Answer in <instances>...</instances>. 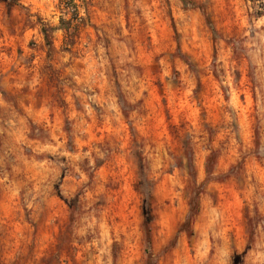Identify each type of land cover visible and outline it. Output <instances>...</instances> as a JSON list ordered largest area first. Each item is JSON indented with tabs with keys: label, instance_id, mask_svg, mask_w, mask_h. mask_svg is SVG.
Returning <instances> with one entry per match:
<instances>
[{
	"label": "rangeland",
	"instance_id": "obj_1",
	"mask_svg": "<svg viewBox=\"0 0 264 264\" xmlns=\"http://www.w3.org/2000/svg\"><path fill=\"white\" fill-rule=\"evenodd\" d=\"M260 34L264 0H0V264H264ZM110 35L147 86L136 107L152 137L175 155L159 187L141 178L143 151L131 171L116 148L133 137V109L113 120L90 102L88 114L70 91L73 72L95 62L94 45L107 49ZM93 93L104 84L83 95ZM81 113L86 131L72 135ZM73 163L95 182V223L81 219L83 192L65 195ZM45 167L58 182L30 209L24 189L13 196L6 185L31 187ZM209 206L222 213L223 238L202 234Z\"/></svg>",
	"mask_w": 264,
	"mask_h": 264
},
{
	"label": "clouds",
	"instance_id": "obj_2",
	"mask_svg": "<svg viewBox=\"0 0 264 264\" xmlns=\"http://www.w3.org/2000/svg\"><path fill=\"white\" fill-rule=\"evenodd\" d=\"M243 35H247V33L245 32ZM110 39L111 45L107 49L103 46V41L94 45V49L98 53L95 62L89 63L88 67L83 70H75L73 72L76 87L70 89V91L74 92L77 97H80L83 109L88 114L91 113V109L89 108L90 102L100 104L108 117L113 120L119 118L122 109L129 107L133 109L128 115V124L133 131V137L126 138L125 142L117 144L116 148L128 160V167L131 171H135L136 165L139 163L138 159H133L135 153L143 151L146 167L144 169V175L141 178L159 187L161 178L165 180L169 179L165 170L175 166V155L169 156L166 151L169 146L163 140H157L152 137L150 118L142 115L141 109L136 107L137 101L141 98V91L146 90L147 87L146 84L142 83L141 78L133 73L131 68L125 64L126 60H130L132 64L136 61L134 58L124 55V53L128 52V49L122 43L118 42L115 35H110ZM258 50H264V34L259 35ZM117 56H119V59H117ZM109 59L116 65L115 81L111 76ZM165 75H168L167 71ZM106 76L107 79L105 78ZM100 84H104L103 95L98 96L95 93L87 97L83 95L85 90L91 91L94 86ZM83 114H77L80 116V119L73 125L72 135L82 134L86 131L85 127H81L84 124ZM133 139L138 141V143L133 144ZM82 155L86 156L87 153ZM97 155L103 158L104 153L97 150ZM92 163L90 159L89 171L93 170L91 168ZM13 171L15 173L21 171V169L17 167ZM38 171L40 174L39 178L32 183L31 187H28L25 181H9V184L6 185L12 191L13 196H16L20 192V189L23 188L25 203L30 209H39L42 205L47 204L49 185L53 181L58 182L55 169L45 167ZM7 179L8 177L5 175L4 180ZM77 189L85 194L82 196L84 215L81 219L88 221L89 224L95 223V220L92 219V213L88 211L91 200L95 199L98 194L95 182H90L88 175L73 163L71 171L65 178V195L69 199H72L76 195ZM144 199H147V195L144 196ZM159 202L163 203V200L161 199ZM261 211L264 212V205L261 206ZM202 218L205 221V231L202 233L205 239L209 233L213 238H223L224 222L222 213L218 209L209 206L202 213ZM221 255H223L222 252Z\"/></svg>",
	"mask_w": 264,
	"mask_h": 264
},
{
	"label": "trees",
	"instance_id": "obj_3",
	"mask_svg": "<svg viewBox=\"0 0 264 264\" xmlns=\"http://www.w3.org/2000/svg\"><path fill=\"white\" fill-rule=\"evenodd\" d=\"M71 1H73V0H71ZM61 21L63 22L64 20H62L61 19ZM74 25V24H73ZM69 25L68 26H62V28L66 31V34H67V31L69 30ZM42 30L44 31V36H45V39H46V41L48 42V40H47V35H46V28H45V26H42ZM213 161H214V155H210L208 158H207V164H206V166H207V173H209L210 171H211V164H213ZM194 199L195 198H191V200H190V204H189V206H190V211H195L196 210V202L194 201ZM144 208H147V206L145 205V207ZM146 222H147V225H146V228H145V230H146V236H147V241H148V243H149V238H148V236H149V228H148V220L146 219ZM187 223V222H186ZM186 223H184L183 225H185Z\"/></svg>",
	"mask_w": 264,
	"mask_h": 264
}]
</instances>
